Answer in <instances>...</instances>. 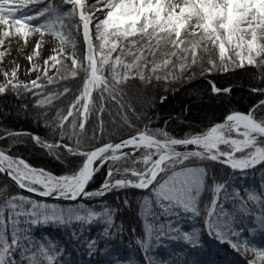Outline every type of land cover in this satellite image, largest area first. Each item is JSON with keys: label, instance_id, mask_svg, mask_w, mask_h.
<instances>
[{"label": "snow or ice", "instance_id": "snow-or-ice-1", "mask_svg": "<svg viewBox=\"0 0 264 264\" xmlns=\"http://www.w3.org/2000/svg\"><path fill=\"white\" fill-rule=\"evenodd\" d=\"M13 41L17 52L31 46L25 56L27 82L19 79L18 62L13 67L5 63ZM46 44L50 51L45 57ZM0 65V97L5 100L32 95L33 108L40 110L55 99L72 97L66 114L60 109L49 120L46 111L37 112L51 140L7 130L0 135L8 142L0 149L5 179L0 185V264H71L63 259V249L47 236L34 238L32 229L71 228L77 237V227L97 223L103 225L102 236L110 237L114 210L89 201L122 189L141 193L137 203L144 235L136 244L147 264H157L150 252L153 239L158 244L161 237L191 246L171 264H204L194 258L208 244L201 239L204 230L243 256L244 264H264V246L251 239L264 235V182L260 193L245 189L241 195L236 188L229 193L228 180H222L246 177L258 165L264 168V75L250 86L256 101L248 109L228 111L199 130L189 126L183 136L170 134L167 120L164 128L150 127L151 118L139 127L125 115L122 128L131 129L127 137L105 141L102 118L109 101L125 112L132 108L125 100L129 82L147 88L154 81L183 80L188 72L191 80L197 70L202 76L246 66L264 72V0H0ZM58 84L55 92L48 90ZM209 84V99L231 102L232 88ZM165 100L166 95L160 97L161 103ZM93 113L101 115L99 136L93 128L89 137L86 125ZM24 137L63 167L53 172L13 155L17 144L26 143ZM105 167L102 182L92 189ZM206 192L210 200L203 199ZM47 198L69 203H48ZM228 199L231 212L224 208ZM123 204L131 206V201L126 198ZM185 219L202 222V229L182 230L178 225ZM98 243L85 241L90 257ZM103 254L111 257L108 264H124L107 248Z\"/></svg>", "mask_w": 264, "mask_h": 264}, {"label": "trees", "instance_id": "trees-1", "mask_svg": "<svg viewBox=\"0 0 264 264\" xmlns=\"http://www.w3.org/2000/svg\"><path fill=\"white\" fill-rule=\"evenodd\" d=\"M264 75L259 68L246 66L245 69H235L229 72H213L210 75L204 76L203 79L195 77L189 80L184 76L183 80L172 81L165 83L164 81L153 82V84L147 88L138 87V81L136 84L129 82V87L125 100L131 104L132 108H129L127 112L119 109V106L112 101L107 103L102 118L104 123V140L118 141L120 138L127 137L128 132L131 129L124 130L122 128L123 117L127 115L130 122L139 127H143L144 123L151 118L152 128H164V121L167 120V131L174 136H183L191 128L201 129L206 125L211 124L214 121H219L228 111L233 110H246L250 104L256 101V94L250 93L249 89L252 85H258L260 83V77ZM209 80L214 81L218 87H230L233 89L231 102L226 99L221 103L220 100H212L209 97L212 95ZM60 85H50L48 90L55 92ZM73 88L75 85L73 84ZM164 103L160 102V97L168 95ZM72 97L67 99L61 97L52 101L51 105L45 107V109L36 110L33 108L36 97L32 95H21L18 99L15 95H9L5 100L0 97V135H3L5 131H17L34 133L40 135L45 139H52L51 132L43 124V117H40V122L37 121V112H47V118L52 120L58 110L64 109L66 114L67 105ZM27 105L28 117L25 118L24 106ZM134 109V111H133ZM139 117V119H138ZM101 115L99 113H93L89 117V124L87 127V135L89 137L93 134V128H96L97 136H99L98 125L100 123ZM71 120V118H69ZM26 143L17 144L13 149L12 154L18 155L26 159L34 167H42L53 172H58L63 165L59 160L47 155L43 150L34 148L28 137L23 138ZM10 142V141H9ZM7 143L4 140H0V149L6 148ZM230 171V170H229ZM107 172V167L103 168L100 173L97 174L96 181L92 185V189L99 186L102 182L104 175ZM264 175V168L257 166L255 170H251L246 177H222V180H228L227 191L232 192L233 188L239 189L241 195H244L245 189H253V183L257 175ZM5 180L0 176V185H3ZM261 189H254L257 193H260ZM14 191H16L14 189ZM127 193V196L125 195ZM141 193L133 189H122L120 191H113L108 193L106 197H99L89 203L94 206H99L101 203L106 204L108 207L114 210L113 212V226L116 224L118 234L116 240L122 241L124 244H131L135 238H143V218L140 216V207L137 203L140 200ZM131 201V206L123 204L125 199ZM211 193L206 192L203 196L204 200H210ZM244 199H247L244 196ZM221 200H224L223 193L221 194ZM230 199L224 201V208L231 212L233 209V203H228ZM48 202V201H47ZM56 203V202H48ZM69 203V202H68ZM65 204V203H59ZM249 206L253 205L249 202ZM158 210V209H157ZM258 211V209H257ZM247 221V220H246ZM202 223V222H201ZM86 225V224H85ZM84 226V225H83ZM46 228V227H45ZM79 228L77 227V237L73 236V229H66L64 227L48 226L45 232L50 233V237L54 236L52 230H60L62 237L68 239V244L78 254L87 253V247L85 241L96 240V233L102 236L103 228H93L90 235L91 238L83 240V235H79ZM52 235V236H51ZM100 236V237H101ZM100 237L98 239H100ZM97 239V240H98ZM204 240V239H202ZM179 242H183L182 240ZM184 245V249L178 252V259L182 258V254L187 249V245ZM61 249V247H59ZM206 249V248H205ZM98 250H101L98 244L97 250L93 252L95 255ZM207 250V249H206ZM67 256V254H65ZM196 259L204 261L207 258L205 250L202 253H195ZM223 258H218L223 262ZM19 260V256H17ZM141 259L139 262L141 263ZM146 261V260H145ZM157 264H161L156 260ZM147 263V261H146Z\"/></svg>", "mask_w": 264, "mask_h": 264}, {"label": "rangeland", "instance_id": "rangeland-1", "mask_svg": "<svg viewBox=\"0 0 264 264\" xmlns=\"http://www.w3.org/2000/svg\"><path fill=\"white\" fill-rule=\"evenodd\" d=\"M46 40H50V37H45ZM31 51V46L24 48L23 51L17 52L16 43L13 42L11 45V54L7 55L5 59V63L9 65V67H13L15 62H18L21 65V71L19 73V79L21 81L27 82L29 77L24 74V69L27 68L28 62L25 59V56ZM44 56L46 57L50 51L49 46L46 44L44 49L42 50ZM42 65V60L40 61ZM3 65H0V68H2ZM192 75L191 72H188L185 74L186 78H189ZM200 77L201 79L204 78V76L199 74V70H197V75L195 76ZM194 77V78H195ZM32 78H35V74L32 75ZM0 80H2V77H0ZM211 87V86H210ZM3 177V176H2ZM4 179V177H3ZM5 180V179H4ZM264 182V175L260 174L255 177V180L251 181L253 183V191L254 189H261V184ZM17 192H20L19 190L15 189ZM261 191V190H260ZM24 194V193H23ZM26 195V194H24ZM29 196V195H27ZM30 197V196H29ZM33 198V197H31ZM35 199V198H33ZM228 203L231 205L232 200L230 199ZM233 209V208H230ZM159 211V209L157 210ZM233 211V210H232ZM254 218V217H253ZM163 219V217H161ZM117 226H113L110 231L112 235L110 237H104L96 233L95 239H98L99 245L101 247V250H98V252L95 255H91V257L85 253V254H78L76 251H74L70 245L68 244V239H65L62 237V233L58 232L60 230H52V234L54 236L50 237L49 232H45V229L47 228H34L32 229L30 235H32L34 238L38 240H43L44 236H47L52 242H54L57 246V248L61 247V249L64 250V256L63 259L66 261H70L71 264H108V261L111 259V257H108L104 255L105 248L111 250L114 255H118V257L121 259L124 264H126L127 261L131 260L132 264H147L144 257V252L139 248V246L136 244V240L138 238L134 237V240L131 244H124L122 241L118 242L116 240L118 234ZM143 226V222H142ZM182 230L185 231H191L193 226H195L198 229H202V223L197 222L196 220L191 219H185L181 220L178 225ZM245 227H247V221L245 220ZM83 228H79V235H83V240H88V238H91L90 235H92L91 231L93 228L100 229L103 228L102 224L93 223L92 225H84ZM144 235V234H143ZM247 235V233H245ZM96 239V240H97ZM201 239H204L208 241V244L205 249V254L208 259L202 261L204 264H209V262H216V264H244V257L238 255L235 253L228 245H219L218 242L213 241L211 237L207 235L206 230L202 231ZM253 242L256 244V246L261 247L264 246V235H261L260 233H257L255 237L251 238ZM107 241V243H105ZM46 242V241H45ZM184 243L175 241V240H169L165 237L160 238V243H156L155 238L153 239V247L152 251L150 252V256L154 257L156 260L167 261L168 264H171V262L175 259H178L177 254L181 249H184ZM191 246L187 245V250H190ZM67 254V256H65ZM223 258V262H221L218 258ZM139 259H141V263L139 262ZM164 259V260H163Z\"/></svg>", "mask_w": 264, "mask_h": 264}, {"label": "water", "instance_id": "water-1", "mask_svg": "<svg viewBox=\"0 0 264 264\" xmlns=\"http://www.w3.org/2000/svg\"><path fill=\"white\" fill-rule=\"evenodd\" d=\"M173 92H176V90L170 92V93L167 95V97L170 96ZM115 142H119V140H118V141H115ZM9 183H11V182L9 181ZM17 190H19V189H17ZM133 190H135V189H133ZM19 191H22V190H19ZM24 194L29 195L30 197H33V198L38 199V200L44 199V198H40V197H35V196H34L33 194H31V193H24ZM47 201H48V202H56V203H68V202H64V201H55V200H53L52 198H47Z\"/></svg>", "mask_w": 264, "mask_h": 264}, {"label": "bare ground", "instance_id": "bare-ground-1", "mask_svg": "<svg viewBox=\"0 0 264 264\" xmlns=\"http://www.w3.org/2000/svg\"><path fill=\"white\" fill-rule=\"evenodd\" d=\"M13 42H15V41H13ZM185 250H187V249H185ZM177 257H179V255L177 254ZM164 260V259H163ZM159 261H161V260H159Z\"/></svg>", "mask_w": 264, "mask_h": 264}]
</instances>
